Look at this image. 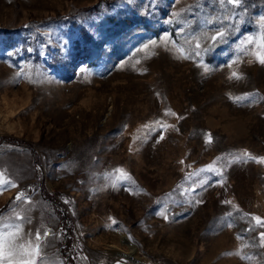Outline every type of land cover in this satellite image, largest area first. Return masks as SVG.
Instances as JSON below:
<instances>
[{
	"label": "rangeland",
	"instance_id": "rangeland-1",
	"mask_svg": "<svg viewBox=\"0 0 264 264\" xmlns=\"http://www.w3.org/2000/svg\"><path fill=\"white\" fill-rule=\"evenodd\" d=\"M262 44L264 0H0L14 264H264Z\"/></svg>",
	"mask_w": 264,
	"mask_h": 264
},
{
	"label": "snow or ice",
	"instance_id": "snow-or-ice-1",
	"mask_svg": "<svg viewBox=\"0 0 264 264\" xmlns=\"http://www.w3.org/2000/svg\"><path fill=\"white\" fill-rule=\"evenodd\" d=\"M228 3L238 6L240 4V0H228ZM218 35L220 39H223V33H218ZM213 39H215V37ZM197 47H199V45H197ZM262 47H264V44H262ZM261 62L264 63V58L261 59ZM233 75L236 74L234 73ZM256 219L259 220V218ZM12 227L13 226H9L6 224L0 225V264H5V257L9 258L8 264H14V261L11 259L13 257L39 256V243H37L34 247L32 246L31 241H28L27 245L18 243V241L24 239L21 236L22 229L20 228V226H15V230L12 231ZM36 239L37 241H39V233H37ZM19 264H35V261L23 259L19 261ZM41 264H44V262L41 261Z\"/></svg>",
	"mask_w": 264,
	"mask_h": 264
},
{
	"label": "trees",
	"instance_id": "trees-1",
	"mask_svg": "<svg viewBox=\"0 0 264 264\" xmlns=\"http://www.w3.org/2000/svg\"><path fill=\"white\" fill-rule=\"evenodd\" d=\"M55 203H57V201L54 200Z\"/></svg>",
	"mask_w": 264,
	"mask_h": 264
},
{
	"label": "bare ground",
	"instance_id": "bare-ground-1",
	"mask_svg": "<svg viewBox=\"0 0 264 264\" xmlns=\"http://www.w3.org/2000/svg\"><path fill=\"white\" fill-rule=\"evenodd\" d=\"M116 252H117V250H116Z\"/></svg>",
	"mask_w": 264,
	"mask_h": 264
}]
</instances>
